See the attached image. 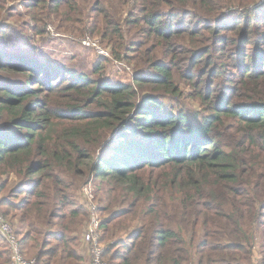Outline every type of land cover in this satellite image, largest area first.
I'll return each instance as SVG.
<instances>
[{
    "label": "trees",
    "instance_id": "trees-1",
    "mask_svg": "<svg viewBox=\"0 0 264 264\" xmlns=\"http://www.w3.org/2000/svg\"><path fill=\"white\" fill-rule=\"evenodd\" d=\"M26 1L109 57L85 74L0 32V214L22 253L89 264L95 180L107 264H264V0ZM116 63L131 80H107Z\"/></svg>",
    "mask_w": 264,
    "mask_h": 264
},
{
    "label": "rangeland",
    "instance_id": "rangeland-1",
    "mask_svg": "<svg viewBox=\"0 0 264 264\" xmlns=\"http://www.w3.org/2000/svg\"><path fill=\"white\" fill-rule=\"evenodd\" d=\"M93 1L94 0H87L88 5H85L83 3L84 1L77 0V4L84 9V13H88ZM106 2H110L113 9H118L116 3L117 0H106ZM25 4H27L26 0H3V2L0 0V32H2L3 36L5 35L7 47L9 49L17 47L22 51L39 56L42 60L48 59L57 63H62L72 69H77L85 74H89L93 64L99 57L93 50L83 48L73 40L82 37L85 33L82 34L79 27L72 26L69 28L65 24H62L64 22L60 23V21L57 20L58 17L55 15H51L50 18H43L40 22H37L36 20L34 21L30 15H27ZM47 26H50L55 33L62 34L68 39L57 40L51 38L45 32ZM85 28L88 29L87 26ZM77 33H81V35ZM86 35H89L92 38L95 37L89 33ZM124 65L129 67L126 63H124ZM105 68L107 69L106 78L111 83L127 82L131 80V75L133 73H131L130 67V71L119 70L109 64L105 65ZM180 89L187 95L188 92L184 87H181ZM183 106L188 108L189 105L187 102H177L175 103L174 108L179 110ZM3 178L4 177L2 176V179ZM12 180L11 177L9 182H12ZM85 187L90 189V193L92 194L95 203H97L101 196L102 184L98 181L92 180L88 182ZM80 201L81 204L85 205L83 190L80 193ZM6 219L9 220L8 217ZM109 244V242L105 241L106 248ZM83 251L84 253L86 252L84 248Z\"/></svg>",
    "mask_w": 264,
    "mask_h": 264
},
{
    "label": "built area",
    "instance_id": "built-area-1",
    "mask_svg": "<svg viewBox=\"0 0 264 264\" xmlns=\"http://www.w3.org/2000/svg\"><path fill=\"white\" fill-rule=\"evenodd\" d=\"M1 29V26H0ZM45 32L48 36L57 40H67L68 38L62 34L55 33L54 30L47 26ZM83 35L80 38L73 39L81 47L93 50L98 57L108 58L109 51L102 46L98 39L89 35ZM119 70L130 71V68L124 63H116ZM83 194L85 196V208L87 212V221L81 237L82 247L89 256L90 264H107L103 259L105 252V243L101 241L100 217L98 214V206L94 201L90 189L84 187ZM0 237L8 245L10 250V264H36L34 258H27L21 251L19 239L16 235L12 224L0 214Z\"/></svg>",
    "mask_w": 264,
    "mask_h": 264
},
{
    "label": "bare ground",
    "instance_id": "bare-ground-1",
    "mask_svg": "<svg viewBox=\"0 0 264 264\" xmlns=\"http://www.w3.org/2000/svg\"><path fill=\"white\" fill-rule=\"evenodd\" d=\"M97 204V203H96ZM98 206V205H97ZM98 214H99V211H98ZM99 217H100V214H99ZM87 221V220H86ZM100 224H101V217H100ZM105 243V242H103ZM113 242H111L110 244H112ZM82 245V244H81Z\"/></svg>",
    "mask_w": 264,
    "mask_h": 264
},
{
    "label": "crops",
    "instance_id": "crops-1",
    "mask_svg": "<svg viewBox=\"0 0 264 264\" xmlns=\"http://www.w3.org/2000/svg\"><path fill=\"white\" fill-rule=\"evenodd\" d=\"M81 248L83 249L82 245H81Z\"/></svg>",
    "mask_w": 264,
    "mask_h": 264
}]
</instances>
